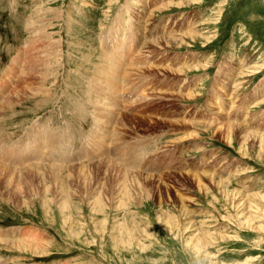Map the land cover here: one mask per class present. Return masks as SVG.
I'll use <instances>...</instances> for the list:
<instances>
[{
	"label": "rangeland",
	"instance_id": "rangeland-1",
	"mask_svg": "<svg viewBox=\"0 0 264 264\" xmlns=\"http://www.w3.org/2000/svg\"><path fill=\"white\" fill-rule=\"evenodd\" d=\"M0 168V264H264V0H0Z\"/></svg>",
	"mask_w": 264,
	"mask_h": 264
},
{
	"label": "bare ground",
	"instance_id": "bare-ground-1",
	"mask_svg": "<svg viewBox=\"0 0 264 264\" xmlns=\"http://www.w3.org/2000/svg\"><path fill=\"white\" fill-rule=\"evenodd\" d=\"M31 54V53H30ZM48 61V60H47ZM52 61V60H51ZM15 64V63H14ZM44 66L46 67L47 66V63L46 61H44V58L42 57V53L40 55H38L37 53L34 55V58H30L28 61H26V69L24 70V72H22L21 74V77L23 76H27L29 80H31L32 82L37 80L38 78L40 79V76L42 77V75L44 76V72L42 71H47L44 69ZM13 68V67H12ZM20 68V67H19ZM43 68V69H42ZM105 72V71H104ZM27 79V78H26ZM4 86V85H3ZM113 88V87H112ZM117 90V89H116ZM9 91V90H8ZM19 92H22L23 95H24V92L23 90H17L16 92H13L11 93L10 95H8V99L7 100V103L9 105H11V108L15 105V102H16V99L20 98L21 94H18ZM33 92L35 95H36V92L35 91H31ZM100 92V91H99ZM118 94V93H117ZM28 93H26L24 95V98L25 96H27ZM2 97V96H1ZM24 99H20V101H23ZM2 102V101H1ZM102 102V101H101ZM3 106H6V105H3ZM101 112V111H100ZM102 114V113H101ZM229 127V126H228ZM236 127V126H235ZM238 129V128H237ZM227 130V129H226ZM233 131H234V128H233ZM41 133V132H40ZM44 135V134H43ZM46 135V134H45ZM228 135V134H227ZM231 135V134H230ZM262 135V134H261ZM39 136V135H38ZM52 136V135H51ZM254 136V134H253ZM50 137V136H49ZM109 137V136H108ZM250 137V136H249ZM39 141V140H38ZM37 141V142H38ZM54 141V140H53ZM41 145V144H40ZM52 144H50L51 146ZM53 146V145H52ZM36 147V146H34ZM55 149V148H54ZM36 150V148H35ZM42 150V149H41ZM30 151V150H29ZM38 151V150H37ZM34 153V152H33ZM32 153V155H33ZM26 155V154H25ZM35 155V153H34ZM39 155V154H38ZM27 156V155H26ZM37 156V155H36ZM12 157V156H11ZM21 158V157H20ZM25 158V157H24ZM22 161V160H21ZM2 162V161H1ZM13 163V162H12ZM20 163V162H19ZM23 163V162H22ZM101 163H108L107 161L105 162H101ZM3 166V165H1ZM106 166V165H105ZM6 167V166H5ZM55 167V166H54ZM74 167V166H73ZM110 167V166H109ZM24 168V167H23ZM47 168V167H46ZM56 168V167H55ZM1 169V168H0ZM1 170H6V171H10V170H7V169H4L2 168ZM29 170V169H28ZM74 170V169H73ZM118 170V169H117ZM12 171H10L11 173ZM14 173V172H13ZM16 174V173H14ZM0 176H2V173L0 174ZM10 190V189H9ZM16 192V191H15ZM7 233V232H6ZM25 238V237H24ZM2 239V238H1ZM4 239V238H3ZM18 239V238H17ZM4 241V240H3ZM7 242V241H6ZM19 242H20V239H19ZM24 243V242H23ZM15 247V246H14ZM21 248V247H20Z\"/></svg>",
	"mask_w": 264,
	"mask_h": 264
}]
</instances>
